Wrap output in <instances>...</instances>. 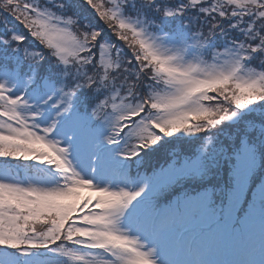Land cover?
Listing matches in <instances>:
<instances>
[{
  "label": "snow or ice",
  "instance_id": "snow-or-ice-1",
  "mask_svg": "<svg viewBox=\"0 0 264 264\" xmlns=\"http://www.w3.org/2000/svg\"><path fill=\"white\" fill-rule=\"evenodd\" d=\"M0 264H264V0H0Z\"/></svg>",
  "mask_w": 264,
  "mask_h": 264
},
{
  "label": "rangeland",
  "instance_id": "rangeland-1",
  "mask_svg": "<svg viewBox=\"0 0 264 264\" xmlns=\"http://www.w3.org/2000/svg\"><path fill=\"white\" fill-rule=\"evenodd\" d=\"M95 193L91 190L88 189H82L81 190V195L84 197L90 196V195H94Z\"/></svg>",
  "mask_w": 264,
  "mask_h": 264
},
{
  "label": "trees",
  "instance_id": "trees-1",
  "mask_svg": "<svg viewBox=\"0 0 264 264\" xmlns=\"http://www.w3.org/2000/svg\"><path fill=\"white\" fill-rule=\"evenodd\" d=\"M156 161L155 160H153L151 163H152V165H153V163H155Z\"/></svg>",
  "mask_w": 264,
  "mask_h": 264
}]
</instances>
